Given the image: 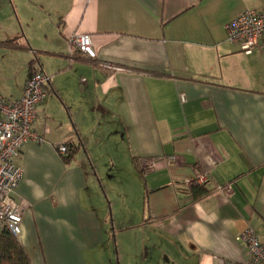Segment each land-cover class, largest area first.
Instances as JSON below:
<instances>
[{"label": "crops", "instance_id": "crops-1", "mask_svg": "<svg viewBox=\"0 0 264 264\" xmlns=\"http://www.w3.org/2000/svg\"><path fill=\"white\" fill-rule=\"evenodd\" d=\"M249 7L264 0H60V27L43 42L0 27V48L24 52L11 67L21 81L0 82L2 98L22 96L32 59L50 76L34 123L47 141L26 142L18 158L16 196L28 204L18 239L31 264H98L112 242L110 216L88 191L89 139L102 124L119 155L112 165L123 151L139 172L135 157L154 159L141 172L154 226L144 259L161 245L156 264L248 261L238 234L252 227L264 239V39L247 52L225 25ZM78 32L92 35L96 57L70 56ZM60 143L77 147L71 160ZM197 170L209 175L199 197L185 182ZM225 183L229 195L216 190Z\"/></svg>", "mask_w": 264, "mask_h": 264}, {"label": "rangeland", "instance_id": "rangeland-1", "mask_svg": "<svg viewBox=\"0 0 264 264\" xmlns=\"http://www.w3.org/2000/svg\"><path fill=\"white\" fill-rule=\"evenodd\" d=\"M62 1L65 3L67 0ZM57 9H60V0H0V27L5 30L9 29L11 23L17 24L20 30L29 32L36 40L43 42L48 31L53 33L60 27ZM22 53L24 52H10L0 48L1 83L16 87L17 80L21 81V71L11 70V67L24 63ZM51 59L54 58L47 56V62L52 61ZM98 129L99 132L89 139V148L94 157L89 156L96 175L90 181L88 191L103 213L109 214V228L113 237L112 242L106 243L98 253L97 262L156 264L152 259L163 254L161 245L155 251L152 249L147 259H144L146 246L154 247V241L150 237L154 233V226L148 223L149 206L145 179L124 151L119 153L123 156L120 159L122 168H118V161L112 165L111 157L119 160V155L109 142L110 139L114 143V139L109 137L110 126L102 124Z\"/></svg>", "mask_w": 264, "mask_h": 264}, {"label": "built area", "instance_id": "built-area-1", "mask_svg": "<svg viewBox=\"0 0 264 264\" xmlns=\"http://www.w3.org/2000/svg\"><path fill=\"white\" fill-rule=\"evenodd\" d=\"M228 39L238 42L241 48L251 52L260 46L264 39V10L249 7L231 19L225 25ZM76 50H81L89 57H96L92 35L78 32L69 38V54L73 58ZM50 76L38 69L28 77L22 96L14 101H7L0 96V226L8 228L14 235L22 232L24 212L28 204L16 196L18 187L24 178L23 167L18 163L21 150L28 141L44 143L47 138L40 133L34 123L38 116V107L47 96L46 86ZM182 98L185 95L182 94ZM48 130V128H47ZM60 153H67L66 143L58 145ZM170 161L182 163L178 157ZM145 168L154 165V159L142 161ZM209 180L207 172L196 171V175L186 179V183L204 184ZM216 190L228 195L232 192V183L218 184ZM248 246L249 259L245 264H264V239L252 227L244 229L237 236Z\"/></svg>", "mask_w": 264, "mask_h": 264}, {"label": "trees", "instance_id": "trees-1", "mask_svg": "<svg viewBox=\"0 0 264 264\" xmlns=\"http://www.w3.org/2000/svg\"><path fill=\"white\" fill-rule=\"evenodd\" d=\"M8 40V42H11ZM34 61L32 59L30 64V73L34 72ZM83 144V142H82ZM76 146H70L67 153L64 154V158L69 161L74 157ZM135 164L144 174V168H142V162H139L138 158H134ZM194 190L196 197L206 194L209 190L205 187V184H199L196 182H191L189 184ZM197 191L199 196H197ZM0 264H31L30 256L25 250L24 246L18 239V236L14 235L8 228L0 226Z\"/></svg>", "mask_w": 264, "mask_h": 264}, {"label": "bare ground", "instance_id": "bare-ground-1", "mask_svg": "<svg viewBox=\"0 0 264 264\" xmlns=\"http://www.w3.org/2000/svg\"><path fill=\"white\" fill-rule=\"evenodd\" d=\"M93 47H94V45H93ZM95 49V48H94ZM96 51V50H95ZM96 54H97V52H96ZM43 70V69H42Z\"/></svg>", "mask_w": 264, "mask_h": 264}]
</instances>
